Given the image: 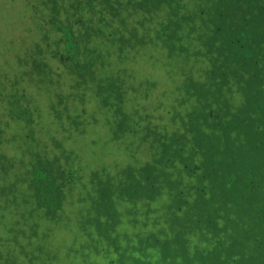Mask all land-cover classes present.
<instances>
[{
	"label": "trees",
	"instance_id": "obj_1",
	"mask_svg": "<svg viewBox=\"0 0 264 264\" xmlns=\"http://www.w3.org/2000/svg\"><path fill=\"white\" fill-rule=\"evenodd\" d=\"M97 1L109 15L105 22L111 32L101 39V35L93 33L94 27L74 32L71 25L66 44L74 48L78 34L92 33L94 49L110 40L117 54L124 56L126 45L144 44V38L137 34L139 28L131 26L133 22L129 24L134 19L132 13L154 6L161 8L166 0H89L78 2L77 8L79 12L90 10ZM199 2L196 19L187 15L183 23L174 19L176 14L169 17L171 39L165 41L169 48H180L176 51L179 61L188 68L177 74L173 89L184 96L182 101L190 104V110L177 117L173 113L167 123L171 119L175 122L166 125L157 136L153 120L120 110L111 139L138 138L148 145L152 160L123 172V177L133 181L128 185L132 191L126 187L116 189L117 200L101 199L95 193L84 198L87 213L79 224L81 234L95 251L98 243L105 242L103 255H116L111 264H264V6L257 7L253 0ZM63 9L61 0H38L33 7L34 13L49 26H54ZM79 23L84 27L81 20ZM141 27L146 35L150 32L143 21ZM193 33L197 43L190 42ZM171 40L184 42L175 44ZM185 43L190 46L185 48ZM107 81L98 83V87ZM125 152L133 155L128 145ZM202 166H210L217 173L232 169L226 187L214 190L209 203L202 197L195 201L194 188L182 181L185 176L195 177L197 168ZM206 190L213 189L203 186L199 192ZM162 191L189 194L185 202L194 217L190 221L204 236L199 243L190 241L181 227H175L170 237L146 249L125 243L122 234L129 225H136L137 204L154 199ZM225 191H229V196ZM124 196L133 206L128 209V204H121L126 206L118 210L120 204H113L120 203ZM256 200L260 220L255 227L248 210ZM65 201V194L59 191L58 204H52L51 210L56 207L64 218L54 210L50 214L53 221L70 219ZM87 247L81 246L82 261L77 264H88Z\"/></svg>",
	"mask_w": 264,
	"mask_h": 264
},
{
	"label": "rangeland",
	"instance_id": "obj_2",
	"mask_svg": "<svg viewBox=\"0 0 264 264\" xmlns=\"http://www.w3.org/2000/svg\"><path fill=\"white\" fill-rule=\"evenodd\" d=\"M26 1L0 0V264H77V261H82V245L89 246L85 248L90 255L88 260L86 258L88 264H111L112 259L116 260V255L111 253L107 257L97 256L92 243L85 241V235L83 236L79 229L81 219L87 213L84 198L90 191L87 183L91 169L102 165L98 149L93 148L97 140L89 144L86 138L77 137L70 132L66 124L68 122L64 118L68 110H80V117L88 119L96 109L97 103L93 93L87 90L83 102L76 97L77 93L73 92L75 101L64 97L62 103L57 104L55 93L67 95V86H72L67 74L62 77L59 75L66 67L60 68V71L52 67L53 65L58 68V62H47L52 63L48 64L52 67L51 72L42 68L33 69V62H29L38 48L43 49V46H39V33L42 34L38 33L39 22L29 13ZM31 1V4H34V0ZM100 52L104 55L102 50ZM149 54L160 61L156 67L140 69L132 63L124 64L122 69L127 70L129 74L122 75L121 79L124 80L126 89L132 93L139 91L141 82L160 80L155 89L148 91L150 98L137 108L138 114L148 112L150 118L157 121L161 120L160 115H155L153 111L159 114L162 112L163 116L167 113L163 112L164 108H160V104H156L150 111V104L168 93L167 98L172 101L170 110H179V103L175 105L173 100L178 94L172 86H175L177 74L187 68L175 59H168L166 54L154 51ZM57 75L58 79L52 88L46 82ZM78 78L80 79L76 77L74 80ZM132 98V104L139 106L141 98L135 95ZM57 109L62 112V122L66 123L56 126L53 118L50 126L46 123V118L53 115ZM103 114L105 112H101V115ZM106 114L108 119H116L114 110ZM168 114L170 117L173 113ZM34 118L39 121L35 128L31 123ZM79 126L83 129L81 136L87 137L94 133L100 140L105 139L107 134L111 135L113 123L110 131L107 121L102 120L100 125L80 123ZM55 137L57 141L54 145ZM71 145L76 146L80 153L83 150L88 152L87 155L80 154L66 160L65 164L69 168L65 173H70L72 180L69 184L71 191L66 195L65 201V204H68L66 215L70 219L66 222H55L45 216L43 206L37 203L35 189L40 187L39 175L43 164L53 160L55 154ZM57 165H62L59 157ZM57 165L55 163L53 168L58 169ZM57 215L61 219L64 218L61 211ZM133 232H126L129 239H133ZM194 239L199 241L202 237L196 236ZM103 248H106L105 242L98 243L97 249ZM70 250H73L74 255Z\"/></svg>",
	"mask_w": 264,
	"mask_h": 264
},
{
	"label": "clouds",
	"instance_id": "obj_3",
	"mask_svg": "<svg viewBox=\"0 0 264 264\" xmlns=\"http://www.w3.org/2000/svg\"><path fill=\"white\" fill-rule=\"evenodd\" d=\"M253 1L257 7L264 6V1L262 0ZM78 2L88 3L89 0H74L72 3L71 0H61V6L64 9L59 11L54 26L47 25L40 15H36L34 13L33 7L37 6L38 0H34V6H31V0H27L25 2V4L29 6V13L33 14L39 22L38 33L42 32V34L39 33L41 41L38 43L39 46H43V49L38 48V51L33 54L34 57H32L29 62H33V69L39 70L42 68L44 71L48 70V72H51L52 67L57 69V71H60L59 69L62 67H66L65 71L59 75L62 77L67 74L69 84L72 87L69 88V86H67V89L69 90V94L67 95L55 93L58 105L62 103V99L64 97H68V100L73 99V101H75V94H73V92L77 93L76 97H78V99L82 102L85 100V92L87 90L93 93L97 107L93 110L90 118H81L80 110H75V112H73V110L67 109L70 114L66 112V114H64V118L68 123L62 122V112L57 109L53 115H48L49 118H46V123L51 126L54 118L57 123L56 126H61L64 123L68 124L70 132L75 134L77 137L86 138L89 140V144L97 140V143L93 148L98 149V157L101 160L102 165L91 169V175L88 179L87 186L90 188L89 194L95 193L96 197H100L101 199L108 198L112 201L113 199H118L116 189L119 191L126 187L125 189L128 192L132 191V188L128 185H130L133 181L127 180V178L123 177V172L127 171V169H132L133 167L136 168L142 163L151 162L152 157L151 152H149L148 145L138 141V138L136 141L129 139L128 137L112 140L113 131L111 130V125L113 123V129L115 120L117 119L118 112L120 110L126 112V114H134L136 117H143L145 120L150 118V114L148 112L138 114L137 108L145 104V102L150 98L148 91L150 89H155L160 81L141 82L139 83V91L132 93L131 90L126 89L125 82L121 79L122 75L125 76L129 74L127 70L122 69V65L132 63L133 65H137L140 69H146V67L154 68L160 63V61L155 60L151 54H149L150 51L166 54L168 59H175L180 62L179 60L181 57L176 53V51H180V48L168 47V42L171 39L168 38V19L170 16H174L175 14L176 16H174V19L183 23H186L187 15H191L196 19L197 8L198 5L201 6V3L199 0H166L161 8L154 6L148 11H134L131 16L134 17V19L133 21L131 20L129 24L133 22L131 26L139 28L137 34L144 38V44L137 45L133 43L130 46L126 45V52L124 56H119L115 46L111 44L110 40H107L105 45L97 46L96 49H94L95 45L92 33L85 36L78 34V41L74 48L73 45L72 47H69V45L66 44V39L71 25L75 27L74 32H77L78 28L86 29L87 27H94L95 32L93 33L101 35V39L111 32V29L108 30L105 22L106 18H109V15H107V11H105L104 8L99 6L98 1L92 9H87L82 12H79L77 8ZM248 6L249 3H247V7ZM79 20L82 21L84 27H81ZM115 21L117 24V19ZM142 21L146 24V28L150 30L147 35L145 33V29L141 27ZM97 27H99V29H97ZM126 29L131 30L129 26H126ZM126 37H128L127 34ZM194 38L195 34L193 33L190 42H196ZM167 40L168 42L166 43L165 41ZM171 42L180 44L184 41L178 42L171 40ZM184 45L183 46L185 48L190 46L186 43ZM49 47H52V49L50 50ZM68 48H71V50ZM101 50L104 52V55L101 54ZM51 60H54L53 62H58L59 67L56 68L52 65V63H48L49 65H52V67H50L47 62H50ZM192 65V63L189 64L190 67ZM164 70L168 69L164 68ZM76 77H80V79L78 78L77 80H74ZM56 79H58V75L54 79H48L46 83L53 88ZM105 79H109V81L98 87V83L104 81ZM103 86H106L107 89L102 90ZM74 89L82 91H75ZM165 94L166 95H164L161 99H158L157 102L150 104V111L156 104H160V108H164L163 112L167 113V115L163 116L162 112L159 114L153 111L155 115H160L161 119L157 121L153 119V128L157 131L156 136L159 131H165L164 127L166 125L171 126L175 122V120L171 119V121L167 123L169 118L168 113H176L175 116L177 117L185 110L188 111L191 108L190 104H184L182 101L184 96H179L178 94L176 99L172 98L175 105L179 103V110L178 108H172V110H170L169 106L172 101L167 98V96H169L168 93ZM133 95L141 98L139 106L135 103L132 104ZM111 110H114L117 114L116 119H108V115L106 113H110ZM101 112H105V114L101 115ZM101 120L107 121L109 124V131L111 130L110 136L107 134L105 139L99 140L94 133L87 137L80 135V133L83 132V129H80V123L100 125ZM31 123L34 128L39 125V121L35 118L31 120ZM56 141L57 137H55L54 145L56 144ZM126 145L130 146L133 153L132 156H129L125 152ZM87 152L88 150H83L80 153V151H77L76 146L71 145L63 148L62 152L55 154L53 156V160L47 161L43 164L42 171L39 175V178H41L40 187L38 186V188L35 189V198L37 203L43 206L44 214L47 218L52 219L50 214L56 209V207L52 208V210L51 207L52 204H58V192L62 191V194H65L66 198L68 192L71 191L69 185L72 183L71 174L65 173V171L69 168L65 164L67 162L66 160H70L71 157L80 154L87 155ZM58 157L60 158L62 165H57ZM55 163L58 169L53 168ZM71 167L74 168L73 165ZM231 173L232 169L230 168L225 169L221 173H217L210 166H202L197 168L195 177L185 176L182 181L186 184L190 183V185L194 188L195 201L199 197H202L205 198L202 199L203 201L209 203V201L213 198L215 191L220 190V186L226 187V182L228 181ZM203 186H207L213 190L199 192ZM225 193L229 196V191H225ZM188 196L189 194L186 192L183 194L180 192L173 195L172 193L170 194L169 192L162 191V193L157 195L154 199H149L145 202L137 204L139 216H137L136 225L133 227L129 225V227L125 230L128 233H130L131 230L134 231L132 233L133 239H129L126 232H124L122 234V238L125 243L131 241V246L134 245L136 248L141 247L146 249L147 247L153 246L157 242H162L170 237L175 231V227L185 229L186 233L190 237L189 240L192 242H197L194 239L196 236H201L203 239L204 236L202 235V232L196 231L190 221V219L194 220V217L191 211L188 210V206L185 202ZM124 198L126 199L125 196ZM125 199L121 200L120 203L118 202L113 205L117 207V205L120 204L117 209L124 210L122 207H125L126 205L121 204H128L129 209L133 205H131L127 199V202H125ZM258 201L259 200L251 202L248 210L252 217V226L255 227L258 225L260 220V208ZM262 206L264 214V204ZM59 211L55 210L57 214ZM146 214L148 215L146 216ZM254 229H252V232ZM102 250L103 249H97L96 251V255L101 258L104 256ZM39 264L48 263L41 262Z\"/></svg>",
	"mask_w": 264,
	"mask_h": 264
}]
</instances>
